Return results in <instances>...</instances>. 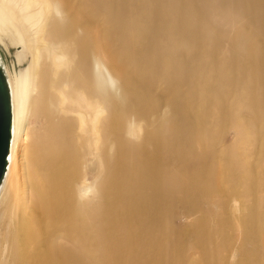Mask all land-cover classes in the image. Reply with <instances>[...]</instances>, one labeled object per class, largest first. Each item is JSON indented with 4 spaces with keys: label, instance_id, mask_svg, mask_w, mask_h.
I'll list each match as a JSON object with an SVG mask.
<instances>
[{
    "label": "bare ground",
    "instance_id": "1",
    "mask_svg": "<svg viewBox=\"0 0 264 264\" xmlns=\"http://www.w3.org/2000/svg\"><path fill=\"white\" fill-rule=\"evenodd\" d=\"M2 38L20 264H264V0H0Z\"/></svg>",
    "mask_w": 264,
    "mask_h": 264
},
{
    "label": "rangeland",
    "instance_id": "2",
    "mask_svg": "<svg viewBox=\"0 0 264 264\" xmlns=\"http://www.w3.org/2000/svg\"><path fill=\"white\" fill-rule=\"evenodd\" d=\"M21 52H22V48L20 46H15L11 44L7 38H2V41L0 40V62L3 65H5V67L7 68L10 74H13L14 71L22 70L29 66V62H30V60H28L29 57L17 62V57L21 54ZM117 60H114V69L116 72L115 73L116 76L125 75L127 77L133 65L130 62H121ZM119 84H120L119 94L121 97L124 96L123 103L119 107V111L121 113L119 114V116L125 117V114H124L125 106L131 103L129 101V98H132L134 101H141L143 93H142V90H139L137 85L134 84L133 82L132 84L136 88V90H133L132 86L126 84L125 82H123L122 84V82L119 81ZM145 88L148 89L147 86H145ZM32 97L34 98V95H32ZM116 111L117 113H119L117 109ZM148 112H149V109H147V113ZM33 120H34V117L31 116V113L29 112L28 116L26 117L25 125L27 126L28 124H30L29 122ZM226 139L227 141H229L231 138L227 137ZM93 171H96V169L94 168ZM95 176L96 174H92L89 178L94 179ZM4 210H5V207L1 206L0 214H2ZM7 220L8 219L5 218V221H2V223L0 224L1 233H4V230H6L7 228V225H8ZM246 247H249V245H246ZM20 263H21V260L20 258L17 257V255L13 256L11 252H9L5 247H3L2 240L0 238V264H20Z\"/></svg>",
    "mask_w": 264,
    "mask_h": 264
},
{
    "label": "water",
    "instance_id": "3",
    "mask_svg": "<svg viewBox=\"0 0 264 264\" xmlns=\"http://www.w3.org/2000/svg\"><path fill=\"white\" fill-rule=\"evenodd\" d=\"M10 129V99L5 78L0 69V180L4 172L5 162L9 152Z\"/></svg>",
    "mask_w": 264,
    "mask_h": 264
}]
</instances>
